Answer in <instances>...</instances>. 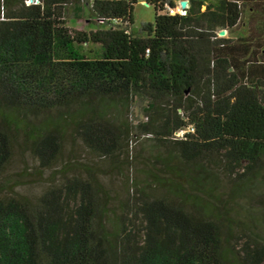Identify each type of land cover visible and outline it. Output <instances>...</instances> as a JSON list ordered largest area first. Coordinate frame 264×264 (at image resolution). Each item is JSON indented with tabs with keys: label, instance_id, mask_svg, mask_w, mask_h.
Returning a JSON list of instances; mask_svg holds the SVG:
<instances>
[{
	"label": "trees",
	"instance_id": "trees-1",
	"mask_svg": "<svg viewBox=\"0 0 264 264\" xmlns=\"http://www.w3.org/2000/svg\"><path fill=\"white\" fill-rule=\"evenodd\" d=\"M145 1L135 33V0H0V264H264V60L218 34L243 1Z\"/></svg>",
	"mask_w": 264,
	"mask_h": 264
},
{
	"label": "crops",
	"instance_id": "crops-1",
	"mask_svg": "<svg viewBox=\"0 0 264 264\" xmlns=\"http://www.w3.org/2000/svg\"><path fill=\"white\" fill-rule=\"evenodd\" d=\"M179 1V0H178ZM241 16L231 29H221L229 41V53H254L257 61L264 60V0H242Z\"/></svg>",
	"mask_w": 264,
	"mask_h": 264
},
{
	"label": "rangeland",
	"instance_id": "rangeland-1",
	"mask_svg": "<svg viewBox=\"0 0 264 264\" xmlns=\"http://www.w3.org/2000/svg\"><path fill=\"white\" fill-rule=\"evenodd\" d=\"M176 2V10L179 9L178 6V0H175ZM153 15H154V9L151 4H146L145 0H135L133 3V8H132V25H131V30L135 33L139 31L140 24L143 22H152L153 21ZM69 26L73 27H83L84 29H88L89 27L86 24L85 20H77V21H69L67 23ZM129 115L132 119H137L140 118V113L136 105L133 103L129 107ZM143 137L139 138H132L130 141V151L133 154L134 152L139 151V148L146 143ZM20 160L18 158H15V160L12 162L11 168L14 170L19 169L20 167ZM31 163V162H29ZM131 169V174L133 175V168ZM125 172V171H124ZM110 184L113 190V195L116 204H120V202L124 201L125 199L129 198L131 195V190L128 189V186L126 187V184L124 182V177H119L117 174H113L110 177ZM41 188L40 185L38 184H33L29 185L26 187H22L21 189L24 191H27L29 193H37L39 189ZM120 211V209H118ZM140 222L139 219L136 217L135 219V229L140 228Z\"/></svg>",
	"mask_w": 264,
	"mask_h": 264
},
{
	"label": "water",
	"instance_id": "water-1",
	"mask_svg": "<svg viewBox=\"0 0 264 264\" xmlns=\"http://www.w3.org/2000/svg\"><path fill=\"white\" fill-rule=\"evenodd\" d=\"M145 3L148 4L146 1H145ZM186 3H187V0H179V5H180L182 8L185 7ZM219 32H220V34H221V33H223V30H220Z\"/></svg>",
	"mask_w": 264,
	"mask_h": 264
},
{
	"label": "built area",
	"instance_id": "built-area-1",
	"mask_svg": "<svg viewBox=\"0 0 264 264\" xmlns=\"http://www.w3.org/2000/svg\"><path fill=\"white\" fill-rule=\"evenodd\" d=\"M178 6H179V9L178 10H182V12H184L183 11V8L179 5V1H178Z\"/></svg>",
	"mask_w": 264,
	"mask_h": 264
}]
</instances>
